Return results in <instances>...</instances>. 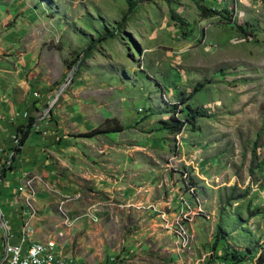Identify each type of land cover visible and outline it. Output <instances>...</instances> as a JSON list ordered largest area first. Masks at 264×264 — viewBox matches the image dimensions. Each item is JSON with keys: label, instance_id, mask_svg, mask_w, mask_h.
Here are the masks:
<instances>
[{"label": "rangeland", "instance_id": "rangeland-1", "mask_svg": "<svg viewBox=\"0 0 264 264\" xmlns=\"http://www.w3.org/2000/svg\"><path fill=\"white\" fill-rule=\"evenodd\" d=\"M25 1L21 33L38 70L28 87L41 97L53 92L43 120L62 129L58 174L85 194L95 189L94 202L101 187L128 188L143 209L135 217L156 218L169 231L162 245L134 238L130 229L140 227L131 219L103 264H257L264 252V0H131L138 2L131 12L127 0ZM203 8L216 14L206 17ZM200 82L188 103L211 117L177 134L164 129L179 97ZM30 116L26 125L32 118L39 129ZM106 119L124 131L84 137ZM35 140L31 133L28 142ZM15 148V136L8 138L0 175ZM233 253L243 261L234 263ZM89 258L98 262V254Z\"/></svg>", "mask_w": 264, "mask_h": 264}, {"label": "crops", "instance_id": "crops-1", "mask_svg": "<svg viewBox=\"0 0 264 264\" xmlns=\"http://www.w3.org/2000/svg\"><path fill=\"white\" fill-rule=\"evenodd\" d=\"M27 3L25 0H0V152L4 151L8 138L16 136L17 127L26 125L27 119L23 114L42 113L47 106L50 107L48 100L53 94L51 91L35 98L33 93L39 90L30 91L28 87L34 82V74L38 70L34 68L35 52L29 44L26 48L28 41L22 38L21 33L25 31ZM42 84L47 85L46 82ZM43 121H38L39 129L32 127L25 145L15 155L11 171L0 179V247L6 242L26 247L31 242L42 244L53 238L70 264H91L94 258L89 257L95 254H98V262L95 263L103 264L101 255L107 248L112 249L111 239L119 234L122 224L138 217H135L136 210L143 209L138 208L128 188L101 187L96 193L102 197L94 202L90 197L95 189L93 193L85 194L76 181L59 175L55 160L59 158L64 143L56 140L62 129L54 119ZM31 133L36 134V140L29 143ZM42 179L48 188L37 185L35 212L38 217L31 222L30 233H21L22 204L17 196L22 186L35 187V183ZM9 186L12 187L10 194L4 196V190ZM61 201H65L60 208L62 216L58 212ZM153 208L157 214L162 211L159 206ZM166 216L170 221L169 214ZM147 217L136 218L140 229H130L131 234L134 238L153 237L162 245L169 231L162 228L160 220ZM66 218L68 222L64 224ZM148 219L150 221L146 223Z\"/></svg>", "mask_w": 264, "mask_h": 264}, {"label": "trees", "instance_id": "trees-1", "mask_svg": "<svg viewBox=\"0 0 264 264\" xmlns=\"http://www.w3.org/2000/svg\"><path fill=\"white\" fill-rule=\"evenodd\" d=\"M143 1V0H140ZM138 2L136 1H131V0H127V5H128V12H131V10L136 6ZM202 13L206 16L209 17L213 14H216L215 12H213L210 9H202ZM177 20V19H176ZM232 23V19L228 20V24ZM181 26H183V24H179ZM239 29L243 32L246 33L245 30L239 26ZM206 82H200L198 84H196L192 91L184 96V94H182L181 97H179L178 100V104H176V106L174 107L175 110H172L171 116L167 121H164L162 123V127L164 129H167L173 133H180L183 128L186 125L191 126L192 128L196 127V123L197 120L199 118H210L211 114L208 110L200 108V107H192L188 102L195 96L196 93L200 92L203 87L205 86ZM185 104V108L180 110L177 109L179 105H184ZM177 109V111H176ZM184 113L185 118L183 120L176 118L175 114L176 113ZM32 118L29 122V124L27 125H20L17 127V133H16V142H17V148L14 149V152L10 155V161L13 162L15 155L17 153H19L20 148L23 147L25 145V142L29 136L30 130L33 127V122H32ZM124 131L123 126H121L118 122H116L113 119H106L99 127L95 128L94 130H92L90 133L85 134L84 137L86 138H93L97 135H107L110 133H120ZM12 167L8 166L7 168H4L1 172L0 177L3 175V177L5 176V174L8 171H11ZM246 252H249L250 249L249 248H245ZM243 257L241 256L240 253H233L231 254V259L234 263H239L243 261ZM257 264H264V252H262L258 258Z\"/></svg>", "mask_w": 264, "mask_h": 264}, {"label": "built area", "instance_id": "built-area-1", "mask_svg": "<svg viewBox=\"0 0 264 264\" xmlns=\"http://www.w3.org/2000/svg\"><path fill=\"white\" fill-rule=\"evenodd\" d=\"M33 97L39 98L40 94L34 92ZM46 114L47 110L42 113L35 111L32 115L36 121L34 125L38 124V121L43 120ZM27 117L31 116L29 114H23V118ZM37 185H42L44 188H48L46 182H36L35 187L22 186V191L20 190L17 196L22 204L23 225L21 233H30L31 222L38 217L35 212V198L38 192ZM67 222L68 219L66 218L64 224ZM1 225L4 226V223H1ZM5 236H7L6 233ZM45 241L47 242V251L36 250L35 242L29 243L26 247L9 244L7 242L2 244L0 247V264H70L58 249L57 241L55 239L49 238Z\"/></svg>", "mask_w": 264, "mask_h": 264}, {"label": "bare ground", "instance_id": "bare-ground-1", "mask_svg": "<svg viewBox=\"0 0 264 264\" xmlns=\"http://www.w3.org/2000/svg\"><path fill=\"white\" fill-rule=\"evenodd\" d=\"M36 250L47 251V245H45V244H36Z\"/></svg>", "mask_w": 264, "mask_h": 264}]
</instances>
